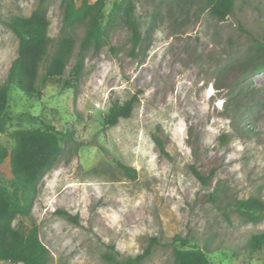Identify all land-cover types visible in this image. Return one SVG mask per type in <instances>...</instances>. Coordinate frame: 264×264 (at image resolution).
<instances>
[{
  "label": "rangeland",
  "instance_id": "rangeland-1",
  "mask_svg": "<svg viewBox=\"0 0 264 264\" xmlns=\"http://www.w3.org/2000/svg\"><path fill=\"white\" fill-rule=\"evenodd\" d=\"M37 1L0 0V86L19 45L9 23L30 16ZM102 1L105 39L87 51L79 83L62 88L82 29L61 81L43 82L44 63L36 93L10 88L0 144L12 148L9 135L19 129L53 128L61 147L30 217L17 218L15 228L38 227L51 264H118L152 238L158 242L143 264H173L177 237L203 249L211 264H264V246L253 249L252 242L264 234V211L253 219L237 208L240 200L264 202V70L254 71L264 0H236L224 21L202 0H133L143 39L135 51L127 0ZM63 12L64 1L54 0L52 47ZM134 95L132 116L104 129L111 105ZM0 179H11L7 165Z\"/></svg>",
  "mask_w": 264,
  "mask_h": 264
},
{
  "label": "trees",
  "instance_id": "trees-1",
  "mask_svg": "<svg viewBox=\"0 0 264 264\" xmlns=\"http://www.w3.org/2000/svg\"><path fill=\"white\" fill-rule=\"evenodd\" d=\"M54 0H38L34 11L28 17H14L9 28L19 41L15 59L7 74L5 83L0 86V131L6 133L5 119L9 101V91L14 87L18 91L32 95L36 93L41 66L45 63L43 82L46 84L61 81L69 65L76 42L77 29L84 32L80 40L76 62L70 72V78L62 84L69 89L79 83L87 51L94 47L98 50L105 39L104 2L98 0H63L64 12L60 37L54 47L48 31L51 25L49 10ZM210 15L219 21L226 20L234 13L236 0H202ZM116 9L119 6L115 5ZM134 2L127 0L124 12L125 21L132 34V51H135L143 39L139 24L134 15ZM153 28V26L151 27ZM255 50L258 55L254 71L264 70V35L261 40L255 39ZM53 48L51 55L50 49ZM134 95L123 103L114 102L103 119V128L116 126L120 120L129 119L138 103ZM246 110L244 112V115ZM67 141L71 135L64 133ZM13 146L6 148L0 144V166L7 165L11 179L7 185L0 179V264H51L52 258L48 248L41 242L38 227L33 226L27 232L15 228L17 218H28L31 215L34 200L38 194V185L45 172L61 152L59 134L53 128L44 130L19 129L9 135ZM163 150V145L158 142ZM125 170L128 168L124 167ZM193 175L207 185V178L195 166H191ZM216 203L214 195H210ZM239 211L253 219L264 211V202L255 198L240 200ZM64 216L72 219L68 213ZM75 223H78L74 219ZM181 247L173 248V264H211L207 253L177 237L174 240ZM157 239L152 238L148 247L128 260L118 264H143L152 255ZM253 249L264 246V234L252 240Z\"/></svg>",
  "mask_w": 264,
  "mask_h": 264
}]
</instances>
